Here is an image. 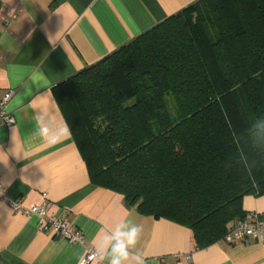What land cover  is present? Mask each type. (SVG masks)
Segmentation results:
<instances>
[{
	"label": "trees",
	"instance_id": "1",
	"mask_svg": "<svg viewBox=\"0 0 264 264\" xmlns=\"http://www.w3.org/2000/svg\"><path fill=\"white\" fill-rule=\"evenodd\" d=\"M53 92L91 182L200 249L264 196V0H199Z\"/></svg>",
	"mask_w": 264,
	"mask_h": 264
},
{
	"label": "crops",
	"instance_id": "2",
	"mask_svg": "<svg viewBox=\"0 0 264 264\" xmlns=\"http://www.w3.org/2000/svg\"><path fill=\"white\" fill-rule=\"evenodd\" d=\"M197 1L0 0V182L9 198L25 207L46 203L49 215L85 239L72 245L42 231L37 216L17 213L0 198V264H80L98 234L126 219L142 227L137 250L147 264H264L259 240L222 239L200 249L190 229L141 215L118 193L94 185L72 134L55 143L34 135L42 111L54 128L68 125L57 85ZM9 91L4 112L14 122L6 126L1 107ZM243 204L246 213L264 216V196Z\"/></svg>",
	"mask_w": 264,
	"mask_h": 264
},
{
	"label": "built area",
	"instance_id": "3",
	"mask_svg": "<svg viewBox=\"0 0 264 264\" xmlns=\"http://www.w3.org/2000/svg\"><path fill=\"white\" fill-rule=\"evenodd\" d=\"M14 94L9 91L2 103V119L6 126H10L14 120L10 115L5 114V108ZM0 198L6 202L15 212L38 217V228L42 231H51L56 236L62 237L69 244L84 245V234L78 228L69 225L65 220L47 213V204H36L25 207L19 199H11L7 195L6 188L0 182ZM248 239L259 240L264 256V216L259 212L247 213L245 218L237 221L227 232L224 240L228 243L245 242ZM101 262L98 260L96 251L93 248L86 250V255L81 259L80 264Z\"/></svg>",
	"mask_w": 264,
	"mask_h": 264
},
{
	"label": "clouds",
	"instance_id": "4",
	"mask_svg": "<svg viewBox=\"0 0 264 264\" xmlns=\"http://www.w3.org/2000/svg\"><path fill=\"white\" fill-rule=\"evenodd\" d=\"M42 113L34 117V135L52 143L71 135V129L66 123L54 128L52 120L49 122L47 119L48 114ZM141 235L142 227L132 223L130 219L118 223L111 233H104L102 236L98 234L93 241L98 260L101 264H147L145 254L137 250Z\"/></svg>",
	"mask_w": 264,
	"mask_h": 264
},
{
	"label": "rangeland",
	"instance_id": "5",
	"mask_svg": "<svg viewBox=\"0 0 264 264\" xmlns=\"http://www.w3.org/2000/svg\"><path fill=\"white\" fill-rule=\"evenodd\" d=\"M168 108L170 110V112L172 113V115H175V108H174V104L171 98H168Z\"/></svg>",
	"mask_w": 264,
	"mask_h": 264
}]
</instances>
